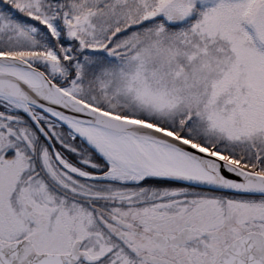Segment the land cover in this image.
I'll return each mask as SVG.
<instances>
[{
  "label": "snow or ice",
  "instance_id": "obj_1",
  "mask_svg": "<svg viewBox=\"0 0 264 264\" xmlns=\"http://www.w3.org/2000/svg\"><path fill=\"white\" fill-rule=\"evenodd\" d=\"M0 264H264V0H0Z\"/></svg>",
  "mask_w": 264,
  "mask_h": 264
}]
</instances>
